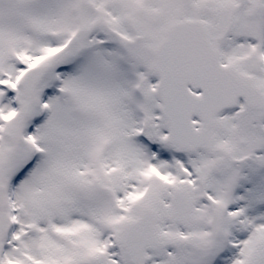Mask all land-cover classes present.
<instances>
[{
    "label": "snow or ice",
    "instance_id": "6c2138e0",
    "mask_svg": "<svg viewBox=\"0 0 264 264\" xmlns=\"http://www.w3.org/2000/svg\"><path fill=\"white\" fill-rule=\"evenodd\" d=\"M0 264H264V0H0Z\"/></svg>",
    "mask_w": 264,
    "mask_h": 264
}]
</instances>
